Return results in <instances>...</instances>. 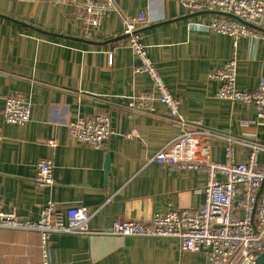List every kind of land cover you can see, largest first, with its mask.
Here are the masks:
<instances>
[{"label": "crops", "instance_id": "crops-1", "mask_svg": "<svg viewBox=\"0 0 264 264\" xmlns=\"http://www.w3.org/2000/svg\"><path fill=\"white\" fill-rule=\"evenodd\" d=\"M115 3L117 9L105 17L99 38L89 40L99 44H87L79 41L73 4L0 0V210L37 221L48 202L60 210L84 207L93 214L91 228L98 230L116 221L145 223L154 213L196 209L204 203L203 171L153 161L179 132L166 120L162 104H157L158 119L132 116L91 98L123 102L152 90L150 78L135 73L138 61L127 39L112 42L123 35V17L148 15L150 24L141 28L143 42L187 121L241 138L256 133L264 141V125L256 123L254 108L217 99L221 83L211 78L235 51L238 87L256 89L264 76V39L243 38L235 47L233 38L207 28L212 13L189 17L193 14L180 0ZM10 95L30 104L26 124L4 122ZM97 114H109L115 131L101 148L79 144L68 134V124L77 117ZM130 133L134 137H126ZM49 140L56 146H49ZM227 146L225 139L213 140L212 159L225 162ZM248 153L247 146L236 145V162L243 163ZM41 158L54 162L51 187L35 183ZM49 248L51 264H207L205 250L183 251L176 239L57 234ZM0 264H42L39 234L0 228Z\"/></svg>", "mask_w": 264, "mask_h": 264}, {"label": "built area", "instance_id": "built-area-1", "mask_svg": "<svg viewBox=\"0 0 264 264\" xmlns=\"http://www.w3.org/2000/svg\"><path fill=\"white\" fill-rule=\"evenodd\" d=\"M76 7V22L82 38H99L108 13L117 9L115 0H64ZM190 14L212 12L207 28L215 33L233 38L234 46L243 38L264 39V0H180ZM231 15L235 18L228 17ZM150 24L147 14L123 17V35L127 46L138 64L135 73L146 74L152 82V90L115 102L110 98L91 97L99 102L112 103L116 110L132 116L161 119L157 104L165 107L171 124L179 132L158 152L153 161L178 170L203 171L207 177L204 203L196 209L169 210L154 213L145 222L116 221L108 229H93V214L84 207L60 210L53 202L43 208L37 221L22 218L16 212L0 210V228L36 232L40 236L42 264H51L50 238L53 235H105L118 237H142L176 239L181 250L207 252V264H255L264 253V141L256 133L237 137L187 121L179 112V100L164 82L159 70L148 55L139 30ZM252 26V27H251ZM254 27V28H253ZM261 30H258V29ZM113 54L109 55L112 66ZM220 81L216 98L252 106L256 123L264 125V76L254 90H242L237 85V56L211 74ZM30 104L20 95L5 98L3 119L6 124L24 125L30 121ZM68 134L79 144L101 148L115 131L109 114L79 116L68 124ZM126 137H134L133 133ZM215 139H225L226 161L216 162L211 156ZM56 146L54 140L47 141ZM238 144L249 148L243 163L235 160ZM35 183L39 187L55 184V165L50 158H41L36 165Z\"/></svg>", "mask_w": 264, "mask_h": 264}, {"label": "water", "instance_id": "water-1", "mask_svg": "<svg viewBox=\"0 0 264 264\" xmlns=\"http://www.w3.org/2000/svg\"><path fill=\"white\" fill-rule=\"evenodd\" d=\"M202 13H205V12L195 13V14L189 16V17L196 16V15H198V14H202ZM210 13H212V12H210ZM226 16H228V17H232V18H235V17H233V16H231V15H226ZM235 19H237V18H235ZM237 20H238V19H237ZM18 23H19V22H18ZM20 25H22V26H26L25 24H22V23H20ZM28 27H29V26H28ZM251 27H252V26H251ZM253 28H254V27H253ZM33 29H34V28H33ZM256 29H258V28H256ZM35 30L38 31V32H40V33L47 34V35H51V36L64 37V36H61V35H55V34H50V33H47V32H43V31L38 30V29H35ZM258 30H261V29H258ZM143 31H144V29L139 30V32H143ZM121 38H126V39H127L128 36H127V35H122V36L118 37L117 39L112 40V42H114V41H116V40H118V39H121ZM79 41H80V42L87 43V44H99V43H97V42H93V41L85 40V39H82V38H81ZM109 168H110V161H109V159H108V157H107V161H106V171H108ZM255 264H264V253H262L260 256L257 257V259H256V261H255Z\"/></svg>", "mask_w": 264, "mask_h": 264}]
</instances>
